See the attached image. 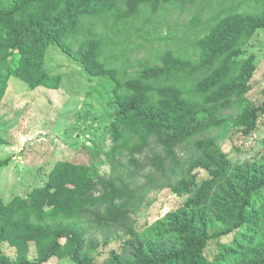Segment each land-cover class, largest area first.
<instances>
[{
    "label": "trees",
    "instance_id": "1",
    "mask_svg": "<svg viewBox=\"0 0 264 264\" xmlns=\"http://www.w3.org/2000/svg\"><path fill=\"white\" fill-rule=\"evenodd\" d=\"M172 1L177 0H0V104L13 77L32 89L59 88L61 74L48 72L44 62L56 45L96 77L113 80L119 106L106 160L93 155L90 163H60L44 183L9 203L0 194V264H49L54 258L76 264H264V163L252 164L254 169L232 163L215 138L198 142L197 156L187 164L177 153L199 133L237 127L247 134L257 128L264 103L235 122L218 114L249 90L255 65H242L239 45L264 29V0H257L260 13H233L211 27L196 44L197 59L168 52L161 66H146L129 81L101 60L102 41L87 40L77 51L67 43L88 18L119 15L122 3L130 18L144 6L156 11ZM197 74L203 76L189 97L178 81ZM9 162L0 159V170ZM106 165L110 176L101 172ZM197 169L208 177L199 180ZM167 185L187 197L184 205L144 233L137 231L134 215L145 194ZM94 231L127 238L123 252L98 263L89 241ZM232 233L233 242L220 244L210 260L209 242ZM4 244L16 249L15 259L4 253Z\"/></svg>",
    "mask_w": 264,
    "mask_h": 264
},
{
    "label": "rangeland",
    "instance_id": "2",
    "mask_svg": "<svg viewBox=\"0 0 264 264\" xmlns=\"http://www.w3.org/2000/svg\"><path fill=\"white\" fill-rule=\"evenodd\" d=\"M119 15L109 14L90 17L84 26L68 40L77 51L87 40H100L102 61L116 69L119 79L129 81L146 66L157 67L168 52L176 57L197 59L196 47L211 27L233 13H260L257 0H177L158 10L144 6L135 17L126 3H122ZM132 12V11H131ZM82 47V46H81ZM240 47L242 65L252 60L255 70L248 83L249 90L243 97H233L218 117H237L251 107L264 103V29H259ZM45 69L61 74L58 89L45 87L32 89L21 79L13 77L8 84L4 100L0 104V159H10L8 166L0 170V194L4 202L16 196H27L36 185L44 183L47 176L60 163L85 164L107 159L113 146L112 127L116 121L118 103L114 95L113 80L96 77L88 72L63 48L50 46L45 57ZM203 74L188 79L183 75L178 82L192 95L195 83ZM176 84V83H175ZM201 117H208L206 112ZM215 138L234 164L264 163V112L259 115L257 128L245 134L242 129L231 128L225 134L221 129L206 131L190 137L188 143L177 148L183 164L197 155L196 145ZM148 149L141 157H150ZM160 154H164L159 149ZM126 161V159H122ZM104 176L112 173L109 165L101 169ZM199 180L208 177L206 171L197 169ZM176 179V178H175ZM140 182L145 183L144 179ZM144 206L134 215L136 230L144 233L172 212L179 210L187 197L176 195L167 185L162 190L145 194ZM235 233L218 240H211L206 250L213 259L220 244L233 242ZM125 237H117L94 231L89 236L96 261L105 263L112 253H122ZM3 251L12 259L16 249L4 244ZM32 260L36 258L35 245H31ZM49 264H76L72 259H52Z\"/></svg>",
    "mask_w": 264,
    "mask_h": 264
}]
</instances>
